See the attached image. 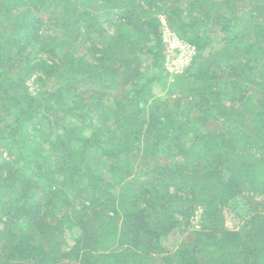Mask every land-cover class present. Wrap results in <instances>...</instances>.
<instances>
[{
    "label": "trees",
    "instance_id": "16d2710c",
    "mask_svg": "<svg viewBox=\"0 0 264 264\" xmlns=\"http://www.w3.org/2000/svg\"><path fill=\"white\" fill-rule=\"evenodd\" d=\"M0 264H264V0H0Z\"/></svg>",
    "mask_w": 264,
    "mask_h": 264
},
{
    "label": "rangeland",
    "instance_id": "374dc122",
    "mask_svg": "<svg viewBox=\"0 0 264 264\" xmlns=\"http://www.w3.org/2000/svg\"><path fill=\"white\" fill-rule=\"evenodd\" d=\"M252 3L249 4V2H246V4H242L240 6L241 9H249L251 8ZM162 23H163V36L164 40L166 42L167 46V53L165 55V65H164V71L165 73H170L169 83L174 82L173 73L176 72L177 66L182 65L181 69H185L186 67H189L192 62L194 61V58L197 55V50L193 46V44L189 41H187L184 38L179 37L175 31L169 27L167 17L162 15L160 17ZM248 17L245 14H241V17L237 22H235V25H237L238 29L235 28L236 31L240 32V35H242L243 41L246 42V33H253L252 30H248V26L246 23V20ZM178 36V37H177ZM190 36V35H189ZM188 36V37H189ZM177 37V39H175ZM241 38V37H240ZM220 48V45L217 46L215 49L218 50ZM214 49V50H215ZM188 60V62H186ZM155 71V70H154ZM150 74V72H149ZM148 74V76H149ZM161 88V87H160ZM159 88V91H156L158 94H164V91ZM257 199H259L257 197ZM245 199L240 198L238 199L236 203V207L233 210V213H231L228 216L227 220V226L231 228H239L241 224L244 222V219L241 218V216H238L237 213L234 212H240V215L247 214V205L244 203ZM229 212V211H228ZM197 215L193 217L192 224L196 228H199L200 225V218H201V212L196 213ZM188 230V226L184 223L179 227L178 230H176L175 233H172L168 237H166L163 241L165 247L170 250L174 251L179 244L181 243L182 239L185 237Z\"/></svg>",
    "mask_w": 264,
    "mask_h": 264
},
{
    "label": "built area",
    "instance_id": "2783aa9c",
    "mask_svg": "<svg viewBox=\"0 0 264 264\" xmlns=\"http://www.w3.org/2000/svg\"><path fill=\"white\" fill-rule=\"evenodd\" d=\"M177 37H178V36H177ZM177 37H175V39H177ZM186 62H188V60H186ZM181 66H182V65H178V66H177V70H176V72H179V71L182 70V69H181Z\"/></svg>",
    "mask_w": 264,
    "mask_h": 264
}]
</instances>
